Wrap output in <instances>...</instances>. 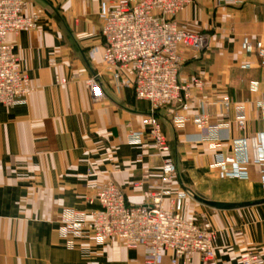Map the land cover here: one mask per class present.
<instances>
[{"label":"crops","instance_id":"crops-1","mask_svg":"<svg viewBox=\"0 0 264 264\" xmlns=\"http://www.w3.org/2000/svg\"><path fill=\"white\" fill-rule=\"evenodd\" d=\"M115 2L27 0L24 13L37 16L36 27L6 36L32 90L14 107L0 106V264H145L141 246L80 242L68 249L58 235L68 210L98 207L92 199L105 182H113L135 206L160 186L163 157L145 138L128 142V134L142 129L149 104L110 81L100 61L101 4ZM176 21L207 41L201 52L180 50V81L200 77L204 82L201 91L193 90L189 114L207 104L210 126L223 127L220 141L198 142L192 122L178 129L172 124L174 110L157 111L178 174L164 208L185 189L212 201L263 200L257 166H247V179L236 180L220 178L213 164L217 155L233 153L235 141L264 127L258 107L264 102V0H194ZM97 72L104 98L94 102L84 81ZM224 98L230 100L228 109L212 104ZM239 106L246 118L243 131L234 122ZM247 153L250 157V146ZM234 183L247 191L233 192ZM228 194H239V201ZM180 214L186 220L205 216L215 232L216 264H239L248 254L264 260V204L223 211L189 198ZM160 264H170L169 253ZM190 264H202L200 255L193 254Z\"/></svg>","mask_w":264,"mask_h":264},{"label":"built area","instance_id":"built-area-1","mask_svg":"<svg viewBox=\"0 0 264 264\" xmlns=\"http://www.w3.org/2000/svg\"><path fill=\"white\" fill-rule=\"evenodd\" d=\"M192 1L117 0L112 6L101 4L100 61L110 81L119 88L132 90L137 100L149 104L148 113L140 120L142 129L128 134V142L137 144L145 138L163 157L160 186L145 192V202L136 206L126 202L123 192L113 182L98 186L92 199L98 206L96 209L68 210L59 223L58 235L68 249L76 248L80 242H91L98 247L121 242L127 248L143 247L145 264H160L165 253L170 254V264H190L191 256L196 253L202 264H216L215 232L205 216L186 220L180 214L184 200L193 198V193L185 189L169 198V209L163 205L164 198L171 195L169 186L178 174L168 157L169 145L157 111L174 110L172 124L178 129L192 122L198 142L220 141L219 131L223 127L210 126L207 104L201 105L199 113L189 114L193 90L201 91L203 80L200 77L184 82L179 79L180 50L201 52L207 45L206 37L181 28L176 21L177 15ZM26 4L27 0H0V106L7 108L25 101L32 90L12 46L6 42L8 33L36 27L37 16L24 13ZM242 46L247 52L252 50L247 40ZM100 77L97 72L84 81L94 102L104 98ZM212 104L228 109L230 100L224 98ZM258 107L264 114V102ZM245 121L243 107H236L234 122L239 130H244ZM247 146L251 148L250 157ZM249 165L259 168V183L264 190V127L251 137L235 141L233 153L217 155L213 164L220 178L236 180L247 179ZM147 178L145 172L143 179ZM239 264H264V260L248 254Z\"/></svg>","mask_w":264,"mask_h":264},{"label":"water","instance_id":"water-1","mask_svg":"<svg viewBox=\"0 0 264 264\" xmlns=\"http://www.w3.org/2000/svg\"><path fill=\"white\" fill-rule=\"evenodd\" d=\"M193 199L198 202L199 204L213 209V210H235L239 208H245L249 206H258L264 204L263 200L253 201V202H241V203H235V202H221V201H212L205 199L204 197L200 196L197 193H193Z\"/></svg>","mask_w":264,"mask_h":264},{"label":"rangeland","instance_id":"rangeland-1","mask_svg":"<svg viewBox=\"0 0 264 264\" xmlns=\"http://www.w3.org/2000/svg\"><path fill=\"white\" fill-rule=\"evenodd\" d=\"M231 187H232L233 192L236 191L237 193H241V192H245V191H247V190H246V187H245L244 184L241 185V184H238V183H234ZM261 188H262V187H261ZM232 190H231V191H232ZM227 197L232 198V199H236V201H239L238 198H239L240 196H239V194H238V195L228 194Z\"/></svg>","mask_w":264,"mask_h":264}]
</instances>
